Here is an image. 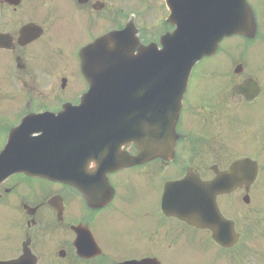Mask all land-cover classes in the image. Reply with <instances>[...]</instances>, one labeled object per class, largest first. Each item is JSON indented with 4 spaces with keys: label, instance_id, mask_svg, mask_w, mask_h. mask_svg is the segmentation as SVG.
Returning <instances> with one entry per match:
<instances>
[{
    "label": "flooded vegetation",
    "instance_id": "1",
    "mask_svg": "<svg viewBox=\"0 0 264 264\" xmlns=\"http://www.w3.org/2000/svg\"><path fill=\"white\" fill-rule=\"evenodd\" d=\"M235 1L230 15L250 21L247 33L219 41L193 70L174 156L135 160L161 146L156 129L140 127V148L123 144L116 154L106 143L114 137L91 149L92 137L81 136L89 89L82 53L122 30L130 9L154 21L139 28L141 44L159 43L176 30L165 22L164 0H0V152L30 118L3 163L14 171L0 183V262L242 264L253 257L257 182L247 193L236 185L242 170L232 169L242 158L264 162V0ZM204 74L211 87L197 83ZM238 133L240 145L231 146ZM216 179L224 192L215 198Z\"/></svg>",
    "mask_w": 264,
    "mask_h": 264
},
{
    "label": "water",
    "instance_id": "2",
    "mask_svg": "<svg viewBox=\"0 0 264 264\" xmlns=\"http://www.w3.org/2000/svg\"><path fill=\"white\" fill-rule=\"evenodd\" d=\"M196 12H198L197 7L194 8L193 13ZM180 26L181 29L188 27V33L179 31L172 36L163 37L161 52L157 51L154 46H150L141 49L139 54H135V45H137L135 40L129 50H126L127 47L120 42H114V48L110 47L112 43L108 38L101 39L92 46V61L88 60L83 65V72L92 85L88 96L118 95L120 99L112 102L98 97L97 100L90 102L91 106L83 107L84 111H94L93 114L83 115L81 119L83 137L93 135L95 138V134L91 132L94 131L92 126L102 125L101 127L104 128H113L115 133H123L124 127V133L130 136L132 142L138 143L136 129L139 127V120L132 114L128 116L125 113L127 107H123V98L126 93L125 80L153 81L158 79L160 82L157 84L162 87V95L173 96L168 106L162 104L159 107L160 110L156 109L157 119L162 122V127H164L161 133L162 143L166 147L173 144L172 127L170 130L168 123L172 124V121L175 120L176 111H172L178 105L175 104V96L183 95L195 64L203 57L214 53L218 43L215 40L217 35L222 37L226 34L240 32L237 21L225 20L221 23L216 17L207 19L203 16H194L186 24L183 23ZM220 29L224 30L225 34H222V31L220 33ZM115 39L116 37H114ZM126 121H129V132L126 128ZM164 145L161 153H165L168 149ZM89 147L95 149L93 140H90ZM250 164L254 163L250 161L238 163L244 169L250 167ZM256 175L257 171L254 168L252 179H255Z\"/></svg>",
    "mask_w": 264,
    "mask_h": 264
},
{
    "label": "rangeland",
    "instance_id": "3",
    "mask_svg": "<svg viewBox=\"0 0 264 264\" xmlns=\"http://www.w3.org/2000/svg\"><path fill=\"white\" fill-rule=\"evenodd\" d=\"M155 5V8H158V4H156L155 2L153 3ZM133 13V14H137V11L136 10H130V14ZM158 14H159V11H158ZM164 16V14H163ZM222 64H221V60L218 59L216 60L215 62V67L217 69H221L222 68ZM197 83L201 86V87H211L213 84L208 82L207 81V75L204 74L200 79H198ZM244 118L243 120V123L241 125H243L246 121V123H249V119H250V116H242ZM251 136V133L248 132ZM242 133H238V134H235L234 138L231 140V146H239L240 143H239V140L242 138ZM250 145V144H249ZM263 176V174H262ZM258 197L262 198L264 200V179L260 180L259 184H258ZM261 199V201H262ZM257 208H258V211H259V218L261 219V222H262V225H263V228H264V201L261 202L260 204L257 205ZM187 264H191V263H187ZM204 264V263H203ZM206 264H224L223 261H212V262H206ZM247 264H254V260L251 261V263H247Z\"/></svg>",
    "mask_w": 264,
    "mask_h": 264
}]
</instances>
